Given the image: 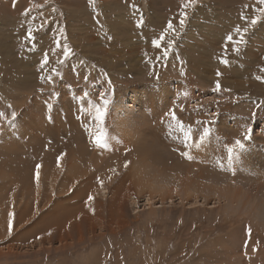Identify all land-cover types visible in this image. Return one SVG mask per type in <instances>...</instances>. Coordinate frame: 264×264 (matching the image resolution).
Masks as SVG:
<instances>
[{
  "label": "rangeland",
  "instance_id": "1",
  "mask_svg": "<svg viewBox=\"0 0 264 264\" xmlns=\"http://www.w3.org/2000/svg\"><path fill=\"white\" fill-rule=\"evenodd\" d=\"M186 2L0 0V264H264V5Z\"/></svg>",
  "mask_w": 264,
  "mask_h": 264
},
{
  "label": "snow or ice",
  "instance_id": "2",
  "mask_svg": "<svg viewBox=\"0 0 264 264\" xmlns=\"http://www.w3.org/2000/svg\"><path fill=\"white\" fill-rule=\"evenodd\" d=\"M195 2H196V0H187V2L184 3L181 7H182V9L190 8V7H192L195 4ZM257 2L260 5H264V0H257ZM89 5L94 8V0H89ZM132 7L135 9L134 5ZM53 11H56V10L53 9ZM258 11L260 13L264 14V7L258 9ZM30 13H31V9L25 10V12H24L25 17L29 16ZM34 19H35V17H33V20ZM186 19H187V12L182 10L180 12V20H179V24H180V28L181 29H183V27L185 26ZM242 19H247V18L246 17H242ZM259 20H260L259 16L253 17L251 22H250L249 27L255 26L258 23ZM45 23H47V21H45ZM142 23H143V20L141 19V20L138 21L137 26L142 25ZM42 27H43V25H42ZM169 31H172L173 33H175V31H176L174 29L173 24H172L171 21L168 22L167 28L165 29L164 33L161 34L159 39L153 40V42H152L153 46L159 48L161 46V42L165 39V35ZM235 31L238 34V38L234 40L232 35H228L226 37V40H227V42L233 44V51L234 52H239L240 51L239 46L246 42L244 37H245V34L249 31V28L245 27V28L241 29L240 27H237L235 29ZM26 38L29 41H34L35 40V37L33 36V29L31 27L28 28V32H27V37ZM172 44H173V41H169L168 48L164 50V55L165 56H167L168 49H170L172 47ZM57 45L59 46V41H57ZM227 48H228V45L225 44L224 45L225 52H227ZM63 54H64V57L67 58L69 56V54H70V50L67 47H65ZM62 62L63 61H61V63ZM47 63H48V56H47V54H45L44 57H43L42 62L40 63V68L43 69L47 65ZM221 63L227 65L229 63V61L225 58V59L221 60ZM261 71H264V69H261ZM219 75H221V73L217 72V76H219ZM41 79L42 80L47 79L50 82L52 78H51V76H48L47 78L42 76ZM256 79L261 80V79H264V78L257 76ZM219 89H220V84H219V81H217L216 90L219 91ZM101 100L103 102V107H99V106L95 107V113H96L95 119L99 121V131L95 134L92 142L94 143V145L96 147L101 148V149H105V148L108 147V145L105 143L107 133H106V130L104 128V124H105V118H106V115H107V112H108L109 101L107 99L103 98V97H101ZM3 115H4L3 113H0V116H3ZM14 116H15V114L13 113V117ZM172 119L173 120L177 119L174 113L172 114ZM204 133H205V135H207L208 129H204ZM249 138H250V136L246 133L244 135V139L247 140ZM235 143L240 148L244 147V145L241 143L240 140H236ZM228 151H229V153H231L232 149H228ZM183 155L187 156V158H189V159L192 158L188 153H183ZM60 159H62V157H58V163H59ZM231 163H232V160H231V157H229V164H231ZM40 167H41L40 165H36L37 178L39 176ZM125 167H127V163H125ZM98 182L101 184V186L103 185V181L102 180L98 179ZM92 199H93V197L90 195L88 197L89 202L92 201ZM247 232L250 234L251 233V228H248ZM9 233H11V214H10V218H9ZM245 246H247V245H245Z\"/></svg>",
  "mask_w": 264,
  "mask_h": 264
},
{
  "label": "bare ground",
  "instance_id": "3",
  "mask_svg": "<svg viewBox=\"0 0 264 264\" xmlns=\"http://www.w3.org/2000/svg\"><path fill=\"white\" fill-rule=\"evenodd\" d=\"M264 59V58H263ZM174 107V106H173ZM148 108V107H147ZM34 110V109H33ZM122 112V111H121ZM137 116V115H136ZM31 145V144H30ZM34 147V146H33ZM61 154H62V156H60V157H62V159H60L59 161H60V163H62V161L64 162V160H63V158H64V156L65 155H67V154H65L64 153V150L63 149H61ZM65 157H67V156H65ZM43 160V159H42ZM42 160H40L41 162H42V165H43V162H44V164L45 165H43V166H47V164H48V160H49V157H47L46 159H44L43 161ZM58 160V159H57ZM50 164V163H49ZM39 165V164H38ZM61 165V167L63 166V163L62 164H60ZM48 167V166H47ZM46 169V168H45ZM45 169H39V170H42L41 172H40V174H39V177L41 176V174L44 172V170ZM222 191V190H221ZM53 193V192H52ZM229 193L231 194V191H228V190H225V196H228L229 195ZM223 195H224V193H223ZM234 196H235V194H234ZM221 197V196H220ZM222 197H224V196H222ZM226 200H228V201H234V200H236V196L235 197H232V195H230V197L228 196L227 198H226ZM149 203V202H148ZM228 204H230V202L228 203ZM228 206V205H227ZM63 231V230H62Z\"/></svg>",
  "mask_w": 264,
  "mask_h": 264
}]
</instances>
